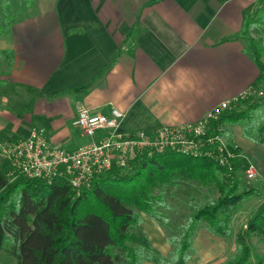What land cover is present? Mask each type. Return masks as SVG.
Listing matches in <instances>:
<instances>
[{"label":"crops","instance_id":"0c3cea01","mask_svg":"<svg viewBox=\"0 0 264 264\" xmlns=\"http://www.w3.org/2000/svg\"><path fill=\"white\" fill-rule=\"evenodd\" d=\"M257 3L0 0V25L4 16L14 20L0 30L1 123L14 121V136H27L23 125L43 127L51 143L71 150L91 140L73 124L82 108L122 110L124 135L198 121L262 76L242 34ZM226 126L261 163L264 143L245 137L239 124ZM97 133L99 140L105 130ZM145 215L166 246L162 226Z\"/></svg>","mask_w":264,"mask_h":264},{"label":"trees","instance_id":"16d2710c","mask_svg":"<svg viewBox=\"0 0 264 264\" xmlns=\"http://www.w3.org/2000/svg\"><path fill=\"white\" fill-rule=\"evenodd\" d=\"M257 1L242 34L262 72L258 86L264 87V45L250 32L253 25L264 26V0ZM13 23V19L4 16L0 30L5 31ZM259 106L260 103L233 106L221 112L212 127L218 130L222 125L239 124L245 137L263 144L264 124H256L253 116ZM228 144L232 147L231 141ZM9 164L0 158V251L4 250L17 264L160 262L162 257L151 252L152 246L136 247L130 243L131 229L143 222L142 214L165 220L161 209L166 204L155 193L159 186L197 181L202 186H212L219 196L192 209L178 254L187 258L203 223L213 234L229 236L234 218L231 211L255 193V188L248 186L240 192L239 175L229 176L215 159L192 157L171 149L146 153L127 168L114 167L97 174L79 190L62 177L48 182L19 174L10 180ZM253 235L264 236V208L237 234L238 251L224 264H251ZM257 264H264V258H259Z\"/></svg>","mask_w":264,"mask_h":264},{"label":"built area","instance_id":"2783aa9c","mask_svg":"<svg viewBox=\"0 0 264 264\" xmlns=\"http://www.w3.org/2000/svg\"><path fill=\"white\" fill-rule=\"evenodd\" d=\"M248 94L246 90L225 99L198 121L160 126L154 130L140 129L125 135L119 132L126 115L122 110L113 108L110 114H103L82 108L73 124L91 138L88 143L69 150L51 143L43 127L33 126L24 138L0 141V158L10 163L9 177L23 174L48 182L62 177L77 190L88 186L97 174L114 167L127 168L141 155L168 149L192 157H211L226 169L229 176L233 177V173L238 176L240 146L234 144L230 147L225 134L226 125L217 130L212 127V122L221 112L236 106ZM98 130H105V135L96 140ZM258 175L256 164L248 162L245 166L246 179L253 180Z\"/></svg>","mask_w":264,"mask_h":264},{"label":"rangeland","instance_id":"374dc122","mask_svg":"<svg viewBox=\"0 0 264 264\" xmlns=\"http://www.w3.org/2000/svg\"><path fill=\"white\" fill-rule=\"evenodd\" d=\"M8 18L12 19L13 17L8 16ZM254 20H257V17ZM253 27L254 26H251L250 28V32L253 38L257 39L258 42L263 46L264 26H259L257 30H254ZM2 72L4 71L0 66V91L1 88H4V85L6 83L4 81L2 82L1 80ZM258 85L259 84L256 83L252 88H250V90H248L249 94L247 95V97L240 100L236 107L240 108L249 106V104L252 103H260L259 108L253 112V116L255 123L261 125L264 124V87ZM2 108L3 107L0 106V109ZM9 111H11V108ZM14 112L17 113L16 108H14ZM14 125V121H10V123H1L0 120V141L9 140L16 137H26L22 135L14 136L9 133L11 131L10 129ZM230 128H227L226 126L225 134L228 139L227 141H231L232 146L234 144H238L241 149L239 151L240 155H238L237 157V174L240 177L239 191H243L246 186L255 188L254 195H250L249 197H247L246 200H244L239 206L235 207L231 211V214L234 215V218L232 221L230 235L228 237H218L212 234L206 223H203L200 226L191 249L187 253L188 257H180L178 255L179 247L181 245V241L185 236L186 226L188 224L192 209L197 206H203L209 200L218 198L219 193L218 191L212 189V186H202L197 181L190 183L184 182L173 187L159 186L155 190V193L160 194L163 197L166 206L165 208L161 209L162 215L165 220L163 222L158 221V223L166 232L163 238L167 243L164 242L166 246H161L159 244L158 240H160V237L155 236L157 229L155 228L156 225L154 220L152 224L150 223L149 219H146L145 223L143 221L139 225L134 226L131 229V244H133L134 246L140 245L146 248L152 246L153 250H151V252L155 253L156 255L160 254L158 251L164 252V255L162 256V260L160 262L146 260L143 262V264H224L237 253V234L242 228L246 226L248 220L258 210L264 208V159H262L260 163V161H258L256 158H252L250 154L248 155L247 153L249 152L244 151L241 145L234 138L235 136H230L232 134V130ZM30 129L27 130V127L23 125L22 130L20 128V131L23 133V135L28 136L30 133ZM84 142H87V136L85 137ZM1 160H3V158H1ZM250 161L256 164L259 171L258 177L253 180H248L245 177V166ZM10 170L11 168L9 165V167L7 168V172L9 173ZM11 179H13L12 176H10V180ZM145 217L148 218V216L146 215ZM150 235H152V239ZM250 243L252 246L251 264H257L259 258H264V236L253 235L251 237ZM154 244L156 245L157 249L154 248ZM0 264H17V262L14 258L10 257L4 250H2L0 251Z\"/></svg>","mask_w":264,"mask_h":264}]
</instances>
